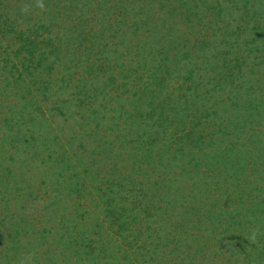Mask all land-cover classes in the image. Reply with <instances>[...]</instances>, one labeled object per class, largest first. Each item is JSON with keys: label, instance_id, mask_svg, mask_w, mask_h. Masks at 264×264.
Wrapping results in <instances>:
<instances>
[{"label": "rangeland", "instance_id": "rangeland-1", "mask_svg": "<svg viewBox=\"0 0 264 264\" xmlns=\"http://www.w3.org/2000/svg\"><path fill=\"white\" fill-rule=\"evenodd\" d=\"M256 27L264 0H0V264H264Z\"/></svg>", "mask_w": 264, "mask_h": 264}, {"label": "trees", "instance_id": "trees-1", "mask_svg": "<svg viewBox=\"0 0 264 264\" xmlns=\"http://www.w3.org/2000/svg\"><path fill=\"white\" fill-rule=\"evenodd\" d=\"M229 2H230V4H232L233 3V0H228ZM228 4V3H227ZM234 5H237L236 3H234ZM233 5V6H234ZM218 6L219 7H222V4H218ZM225 7H230V9H233V8H231L232 6L231 5H226ZM220 10H225V9H223V8H221V9H219L218 11L220 12ZM236 10H237V8H236ZM235 10V11H236ZM237 13H239L238 11H237ZM245 13V9L243 10V14ZM264 29L263 28H259V27H256L255 28V30H254V32H253V37H252V40H253V42H255V44H256V42H259L260 43V45L258 46V48H259V53L260 54H258V55H256V53H255V51H258V50H253V52L255 53V55H254V58H258V56L259 55H261L262 56V54L264 53ZM252 34V33H251ZM222 40H226L225 39V37H223V39ZM241 46L242 45H238V47L239 48H241ZM261 46V47H260ZM241 52H239V53H237V54H239V55H242V54H240ZM215 54H218V53H215ZM242 57V56H241ZM212 58V57H211ZM234 60V61H233ZM238 61V59H236V58H232V60H230V59H227V58H225V62H224V64H225V67H226V69H227V71H230V69H231V67H233V68H236V66H237V68L236 69H238V70H233V71H231V72H229V73H231L232 75H235V73L237 72V73H241L239 76H243V77H245V75H246V78L247 77H249L250 76V74L251 73H253V71H251L250 69H249V67H248V69H246V72H245V70L244 69H241L242 68V66L244 65V62H243V59H241V62L239 63V62H237ZM247 61H250V60H247ZM236 62V63H235ZM249 63H251V62H249ZM248 63V64H249ZM235 64H236V66H235ZM238 76V77H239ZM229 77V76H228ZM227 77V78H228ZM234 77V76H233ZM236 77H237V74H236ZM236 77L234 78V79H236ZM231 80V79H230ZM218 82H220V81H218ZM253 82H255V81H253ZM236 94V93H235ZM239 94H236V95H234L235 96V99H238V98H236L237 96H238ZM240 100V96H239V99H238V101ZM25 140V139H24ZM35 140H36V138H35ZM29 147V146H28ZM28 147H27V143H26V141H24V146L23 147H21L22 148V150L23 151H25L26 152V154H28V153H30V154H34L33 152H31V151H29L28 150ZM21 148H18V149H21ZM39 149V145L38 146H35L34 148H33V151L35 152V154L37 153V151H35V150H38ZM22 151V152H23ZM21 153V152H20ZM38 154V153H37ZM46 156V155H45ZM136 157V156H135ZM42 159L41 158H38V159H36V163H38V164H43V161H41ZM37 166V165H36ZM40 168V167H39ZM228 174H229V172H228ZM230 176H231V174H229ZM109 179V181H111L110 183H109V185L111 184L112 186H114L116 189H118V188H120L121 190L122 189H127V187H126V185H124L125 183H124V181H122L121 179H119V181L118 180H113V179H111V178H108ZM113 181V182H112ZM124 183V184H123ZM107 189V188H106ZM127 190H129V188L127 189ZM237 191H239L240 192V190H236V192ZM103 192H105V195L107 194V195H109V200H111L112 198H111V194L108 192V190H104ZM241 192H242V190H241ZM240 192V193H241ZM100 199H102V195L99 197ZM178 198V197H177ZM174 200V199H173ZM177 200V199H176ZM175 201V200H174ZM108 202V201H107ZM263 202H264V200H263ZM101 203H102V200H101ZM109 204H114V200H112L111 202H108ZM138 202H134V204H132V207H131V209L129 210V213L130 214H127L128 216H125V217H123V219H124V221L121 223V224H119L118 225V229L119 230H121L122 231V229H127V227H126V225L129 223L128 222V220H129V216H135L138 212H137V209L139 208L140 210H144V209H146L144 206H141L142 208H140V207H138V204H137ZM115 205H113V207H114ZM236 206V205H235ZM110 207V206H109ZM108 207V208H109ZM231 207V206H230ZM110 209V208H109ZM149 210V213H150V211H151V213H154L153 215L157 218V220H160L161 219V217H159V216H156V215H163V212H161L158 208H154V209H151L150 210V208L148 209ZM158 211V212H157ZM146 215L147 216H149V214L148 213H146ZM204 219H207L208 220V217H206V218H204ZM199 221H198V224L197 225H193V229L197 232V234L198 235H203L204 237H205V235H204V230H203V228L202 227H200V225L199 224H202L201 223V219H198ZM124 222H126V223H124ZM204 223V222H203ZM195 224V223H194ZM185 234L187 235V232H185ZM189 235V234H188ZM124 237H126V235L124 236ZM126 241H128V240H126ZM127 243H129V242H127ZM144 243V242H143ZM192 244V243H191ZM191 244L189 245V248L191 247ZM199 249V248H198ZM216 251H218V250H216ZM9 254H12L11 252H10V250H8L7 251V253H6V258L8 259V256H9ZM16 256V255H15ZM15 256H13L12 257V259L10 258V260L8 261V263L7 264H13V262H15V261H13L14 260V258H15ZM6 263V262H5Z\"/></svg>", "mask_w": 264, "mask_h": 264}]
</instances>
